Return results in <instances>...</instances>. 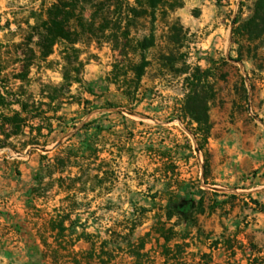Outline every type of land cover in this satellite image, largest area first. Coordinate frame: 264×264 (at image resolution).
Returning <instances> with one entry per match:
<instances>
[{
    "label": "rangeland",
    "instance_id": "1",
    "mask_svg": "<svg viewBox=\"0 0 264 264\" xmlns=\"http://www.w3.org/2000/svg\"><path fill=\"white\" fill-rule=\"evenodd\" d=\"M54 1L0 0V66L6 67L4 74L14 89L21 84L13 78L20 68L15 63L14 44L23 39L27 22H35L34 10L42 3L49 6ZM167 2L151 15L136 19L130 28L126 55L120 54L121 46L114 50L108 42L76 45L82 50V74L88 84L83 88L74 84L72 91L90 103L85 108L78 103L66 104L62 111L68 118L87 122L89 133L97 127L102 129L99 140L104 150L91 165L98 168L92 175L98 174L101 182L93 178L85 186L77 183V189L68 192L54 181L58 174L44 176L41 185L36 181V174L45 172L40 169L41 155L47 154L52 161L61 144L78 145L85 136L83 130L63 133L57 129L44 148H0V264H73L71 252L84 256L90 251V243L79 236L83 230L91 234L98 250L103 240H107L108 248L116 249L121 241L116 234L127 233L130 223L135 222L132 238L136 241L151 230L158 215H164L171 193L180 198L174 205L177 215L168 226L176 224L175 230L189 239L180 260L186 264H264V252L255 256L253 252H209L218 248L219 239H213L212 232L200 227V209L189 216L192 200L197 201L200 196L213 201L212 207L217 201L237 199H217V195L231 194L228 188L237 186L227 188L222 182L205 178L210 156V131L206 133L205 116L210 118L218 95L228 97V92L221 95L226 86L222 80L239 71L235 60L246 61L245 71L264 77V33L251 38L234 30L253 14L255 0ZM236 19L240 22L235 24ZM214 31L217 33L210 36ZM146 39L151 45L143 49ZM62 49L63 44L56 45L48 59L54 61L50 67L39 63L32 68L30 91L38 93L40 82L62 81ZM171 53L178 56L173 65H168L166 57ZM143 57L147 62L145 73L136 99L129 103L118 85L108 78L116 61L127 67L141 62ZM128 75L134 76L131 71ZM88 87L95 95L86 91ZM192 92L199 99L190 101ZM241 99L248 117L264 124V99L255 102L245 93ZM223 103L221 99L220 104ZM21 140L12 139L18 148ZM66 175L76 178L81 171L73 167ZM34 186L38 190L31 193ZM59 213H70L77 228L73 236L58 242L50 229V219ZM227 213L228 210H220V215ZM146 250L155 257L154 264H164L163 249L155 237L149 238ZM118 260L121 264L132 262L125 255Z\"/></svg>",
    "mask_w": 264,
    "mask_h": 264
},
{
    "label": "trees",
    "instance_id": "2",
    "mask_svg": "<svg viewBox=\"0 0 264 264\" xmlns=\"http://www.w3.org/2000/svg\"><path fill=\"white\" fill-rule=\"evenodd\" d=\"M167 3V0H135L134 3L129 0H55L49 6L42 3L38 10H34L32 17L35 22L33 24L27 22L23 39L14 44L15 63L20 65L13 77L21 82L17 89L10 86L4 74L6 67L0 66V148L11 147L20 151L29 145L44 148L58 131L57 129L63 133L66 130H83L85 134L78 145L70 142L63 147L61 144V149L52 161L47 154L41 155L40 169H44L45 172L44 175L36 174L38 185L39 183L41 185L44 176L54 174H58L54 181L61 189L68 192L77 189V183L85 186L93 178L101 182L98 174L92 175L93 170L98 168H93L91 165L97 162L104 150V144H101L99 140L102 129L97 127L94 132L89 133L87 122H83L82 119L68 118L62 111L66 104L78 103L85 108V105L90 103V100L72 91L74 84L80 88L88 84L82 74L85 65L80 58L82 50L76 45L89 46L93 42L100 45L108 42L114 50L121 46L120 54L126 55L125 47L129 41L130 28L136 19L151 15L158 6H165ZM239 22L240 20H235V24ZM234 30L241 35L247 34L251 38L264 33V0H255L253 14L235 26ZM121 41H124V44ZM148 41L146 39L142 43L143 49L151 45ZM58 44H63L62 81L57 84L40 82L38 93H33L29 89L32 84L30 77L32 68L40 65L39 63H46L48 67L54 64V61L48 59L54 54ZM176 55L178 56L171 53L166 57L168 65L174 64ZM146 66L144 57L141 62L129 64L127 67H124L121 61H116L113 66L108 79L118 85L129 103L136 99L135 95ZM129 71L134 74L133 77L128 75ZM86 91L95 95L90 87ZM189 99L193 101L199 97L192 92ZM205 123L206 133L209 134L212 125L208 114L205 116ZM80 124L82 127H79ZM13 138L22 139L19 148L12 141ZM45 159L48 160L47 163L43 162ZM73 167H79L81 171V175L76 178L66 175L72 172ZM68 180H70L69 183ZM95 185L93 184V189ZM37 190L38 187L34 186L31 188V193ZM179 198L178 194L171 193L164 207V215H158L157 222L151 230L139 236L136 241L132 238L135 222L130 223L131 227L127 233L116 234L117 239L121 240L116 249L108 248L107 240H103L98 250L91 234L83 230L79 236L90 243V251L85 252L84 256L71 252L73 264H121L118 260L120 255L130 258L132 261L130 264H154L155 257L146 250L151 237H155L158 245L163 249L161 256L165 257L164 264H168L170 260L174 261V264H186L180 260V255L183 253L182 249L189 246L185 242L188 237L175 230L176 224L168 226L172 218L177 215L174 205L179 203ZM253 202L264 211V206L258 200ZM197 203L196 209L201 211L203 198L201 197ZM192 215L193 212H190L189 216ZM76 228V220L71 219L70 213H59L50 219V229L58 242L68 235L73 236ZM172 241L173 245H171Z\"/></svg>",
    "mask_w": 264,
    "mask_h": 264
},
{
    "label": "crops",
    "instance_id": "3",
    "mask_svg": "<svg viewBox=\"0 0 264 264\" xmlns=\"http://www.w3.org/2000/svg\"><path fill=\"white\" fill-rule=\"evenodd\" d=\"M245 62L235 60L239 71L222 80L226 86L221 95L228 92V97L218 95L217 105L210 109L209 172L205 176L209 182L219 181L227 188L237 186L228 188L231 194L217 195V199H237L216 200L218 204L212 207L213 201L203 197V211L198 216L200 227L220 241L218 248L213 247L209 252H253L255 256L264 252V211L253 202L258 200L264 205V124L257 123L256 118L251 120L243 111L241 106L245 101L241 94L255 102L264 99V77L257 78L258 74L245 71ZM221 99H224L222 105ZM254 171L255 175L251 176ZM197 202L192 200L191 212H197L194 211ZM221 209L228 210L227 215H220Z\"/></svg>",
    "mask_w": 264,
    "mask_h": 264
}]
</instances>
